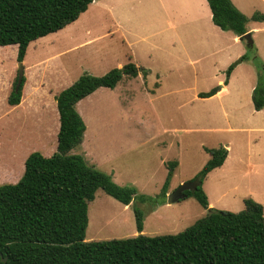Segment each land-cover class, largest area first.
Wrapping results in <instances>:
<instances>
[{"label":"rangeland","instance_id":"374dc122","mask_svg":"<svg viewBox=\"0 0 264 264\" xmlns=\"http://www.w3.org/2000/svg\"><path fill=\"white\" fill-rule=\"evenodd\" d=\"M233 2L248 18L253 45L217 26L207 0H94L75 21L31 41L22 61L18 45L0 46V185L20 179L31 153L58 151V93L85 73L102 76L132 62L147 72L78 102L87 128L68 154L150 200L125 205L99 188L86 239L179 233L210 208L243 210L246 198L264 207V106L256 109L253 99L264 84V19L253 15L264 16V0ZM20 62L22 96L11 103ZM222 146L225 162L202 183L209 208L194 196L169 203L168 194L196 180L211 150ZM135 207L145 213L142 232Z\"/></svg>","mask_w":264,"mask_h":264},{"label":"trees","instance_id":"16d2710c","mask_svg":"<svg viewBox=\"0 0 264 264\" xmlns=\"http://www.w3.org/2000/svg\"><path fill=\"white\" fill-rule=\"evenodd\" d=\"M93 1L0 0V46L18 45L17 59L22 61L31 41L75 21ZM207 1L217 26L240 37L249 32L248 18L232 0ZM259 18L264 16L253 15V19ZM140 70L147 72L131 62L102 76L85 73L58 93V151L51 156L31 153L20 179L0 185V251L8 257L6 262L0 258V264H264V207L253 198H246L245 208L238 212L210 208L207 216L175 234L86 239L89 202L99 188L125 205L135 197L141 201L150 198L139 195L134 186L117 184L82 155L68 154L82 143L87 128L77 104L101 87L115 88L124 76H137ZM24 81L20 85L16 81L11 103L20 102ZM220 88L201 96H213ZM253 99L256 109L264 106L262 82L254 89ZM227 156L226 147L212 149L198 175L201 184L186 190L187 196L209 208L203 180L223 165ZM176 164L170 163L159 194L162 200L167 197ZM144 214L135 207L139 232L143 231Z\"/></svg>","mask_w":264,"mask_h":264},{"label":"water","instance_id":"95a60500","mask_svg":"<svg viewBox=\"0 0 264 264\" xmlns=\"http://www.w3.org/2000/svg\"><path fill=\"white\" fill-rule=\"evenodd\" d=\"M250 32L246 33L245 36L240 37L241 39L245 38L247 39L249 42H253L252 39H250ZM24 78V66L23 63L20 62L19 63V76H18V85H20L23 81ZM201 179L197 178L196 180H193L191 182H185L183 183L178 189H176L175 191H173L172 193L168 194V202L169 203H174L184 197L187 196L186 190H193L196 189L198 187L199 184H201ZM0 258L2 259V261L6 262L8 257H3V253L0 251Z\"/></svg>","mask_w":264,"mask_h":264},{"label":"crops","instance_id":"0c3cea01","mask_svg":"<svg viewBox=\"0 0 264 264\" xmlns=\"http://www.w3.org/2000/svg\"><path fill=\"white\" fill-rule=\"evenodd\" d=\"M232 1H233V0H232ZM233 3H234V2H233ZM234 4H235V3H234ZM235 5H236V4H235ZM111 28H112V27H111ZM251 28H252V27L249 28V27L247 26V29H248V31H249L250 33H251V30H252ZM111 30H112V29H110L109 31H111ZM236 36H237V35H236ZM236 38L241 39L239 36H237ZM225 88H226V85H223V86L221 87V89H225ZM221 89H220V90H221ZM220 90H219V91H220ZM220 92H221V91H220ZM228 154H229V153H228Z\"/></svg>","mask_w":264,"mask_h":264}]
</instances>
